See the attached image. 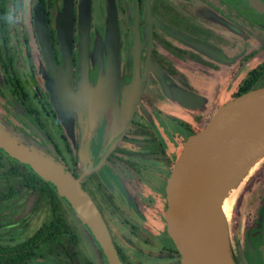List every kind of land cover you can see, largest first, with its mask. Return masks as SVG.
<instances>
[{"label": "flooded vegetation", "instance_id": "flooded-vegetation-1", "mask_svg": "<svg viewBox=\"0 0 264 264\" xmlns=\"http://www.w3.org/2000/svg\"><path fill=\"white\" fill-rule=\"evenodd\" d=\"M262 86L264 0H0V123L80 179L124 264H183L169 176L222 104ZM30 170L0 148V264H103L63 198L91 259L53 256L49 236L26 254L54 210ZM234 216L237 264H264V165Z\"/></svg>", "mask_w": 264, "mask_h": 264}, {"label": "water", "instance_id": "water-1", "mask_svg": "<svg viewBox=\"0 0 264 264\" xmlns=\"http://www.w3.org/2000/svg\"><path fill=\"white\" fill-rule=\"evenodd\" d=\"M0 148L53 185L103 264H124L97 204L67 165L2 123ZM263 158L264 86L226 101L186 140L168 179L165 214L183 264H237L231 246L235 220L231 224L224 213L222 197L240 186Z\"/></svg>", "mask_w": 264, "mask_h": 264}, {"label": "trees", "instance_id": "trees-1", "mask_svg": "<svg viewBox=\"0 0 264 264\" xmlns=\"http://www.w3.org/2000/svg\"><path fill=\"white\" fill-rule=\"evenodd\" d=\"M36 178L46 186L50 187L53 195L54 210L52 225L49 227V233L45 229L36 234V250L26 254L39 256L46 249V237L51 240V253L58 258L63 257L69 260H89L88 254L82 249L80 244V231L78 225L72 219L62 197L48 181L43 179L33 170H30ZM49 234V235H48ZM26 254L21 253V259H25ZM44 255V254H43Z\"/></svg>", "mask_w": 264, "mask_h": 264}, {"label": "rangeland", "instance_id": "rangeland-1", "mask_svg": "<svg viewBox=\"0 0 264 264\" xmlns=\"http://www.w3.org/2000/svg\"><path fill=\"white\" fill-rule=\"evenodd\" d=\"M262 165H264V158L251 170V172L245 178L243 183L240 186H238L237 188H235L231 192V194L228 196L229 200L227 199L226 202H227L228 218H229L231 224L234 223V219L236 218V216H234V211H235V207L237 205L238 195L240 194L241 190L247 185L248 181H250V179L255 174V172L258 171L259 167H261ZM232 238H233V236H232ZM232 238H231V242H232ZM82 242H83V246L89 252L91 257H94V251H93L91 245L89 244L88 240L85 238L82 240Z\"/></svg>", "mask_w": 264, "mask_h": 264}, {"label": "bare ground", "instance_id": "bare-ground-1", "mask_svg": "<svg viewBox=\"0 0 264 264\" xmlns=\"http://www.w3.org/2000/svg\"><path fill=\"white\" fill-rule=\"evenodd\" d=\"M229 190H227L226 194L224 195V197H222V209L224 211V213L228 216V210H227V199L229 196ZM229 200V199H228ZM230 210V209H229Z\"/></svg>", "mask_w": 264, "mask_h": 264}]
</instances>
